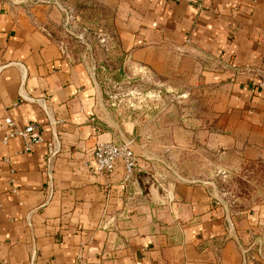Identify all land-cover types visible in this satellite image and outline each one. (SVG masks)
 <instances>
[{
    "label": "crops",
    "instance_id": "0c3cea01",
    "mask_svg": "<svg viewBox=\"0 0 264 264\" xmlns=\"http://www.w3.org/2000/svg\"><path fill=\"white\" fill-rule=\"evenodd\" d=\"M114 1L133 60L222 92L205 145L264 164V0ZM57 11L0 0V264H264V203L237 212L205 180L94 171L96 144L133 126L103 116L91 68L50 32ZM7 115L44 142L4 143Z\"/></svg>",
    "mask_w": 264,
    "mask_h": 264
},
{
    "label": "rangeland",
    "instance_id": "374dc122",
    "mask_svg": "<svg viewBox=\"0 0 264 264\" xmlns=\"http://www.w3.org/2000/svg\"><path fill=\"white\" fill-rule=\"evenodd\" d=\"M58 11L50 32L69 57L93 72L98 105L114 124L129 123L137 169L145 176L199 179L228 209L264 203V164L218 154L205 132L218 125L223 94L193 75L157 72L132 59L120 40L114 0H29Z\"/></svg>",
    "mask_w": 264,
    "mask_h": 264
},
{
    "label": "built area",
    "instance_id": "2783aa9c",
    "mask_svg": "<svg viewBox=\"0 0 264 264\" xmlns=\"http://www.w3.org/2000/svg\"><path fill=\"white\" fill-rule=\"evenodd\" d=\"M176 1V0H174ZM4 135L2 141L5 143L9 139L19 138L23 141L24 150L30 151L32 148L44 142L40 133V126L30 123L24 126L16 124L10 116L3 117ZM132 140L125 138L118 142L100 141L92 151V166L96 173L111 174L118 162L123 164L125 178H130L134 174L136 158L132 148ZM48 159L60 152V145L55 140L46 142ZM259 248L264 247V237L258 239Z\"/></svg>",
    "mask_w": 264,
    "mask_h": 264
}]
</instances>
